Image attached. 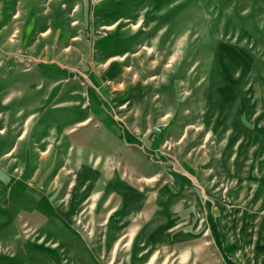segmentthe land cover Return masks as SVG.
Returning a JSON list of instances; mask_svg holds the SVG:
<instances>
[{"label":"rangeland","instance_id":"1","mask_svg":"<svg viewBox=\"0 0 264 264\" xmlns=\"http://www.w3.org/2000/svg\"><path fill=\"white\" fill-rule=\"evenodd\" d=\"M30 1L0 98L31 68L73 103L0 132V264H264V0Z\"/></svg>","mask_w":264,"mask_h":264},{"label":"crops","instance_id":"2","mask_svg":"<svg viewBox=\"0 0 264 264\" xmlns=\"http://www.w3.org/2000/svg\"><path fill=\"white\" fill-rule=\"evenodd\" d=\"M25 1L27 0H24V3ZM21 5H22L21 0H18L17 7L13 6L16 8L15 12L13 13L14 18H16L17 15L19 16L23 15L29 18L30 20H34L36 16V3L33 1L28 2L29 10L27 12L22 11ZM2 6H3V2H0V8ZM16 12L18 13L17 15L15 14ZM3 13L4 12H2L1 14L3 15ZM14 21L15 19H13V22ZM6 29L7 26H3V28L0 29V34H3ZM30 29H32V27ZM4 62H5L4 59H0V68H4ZM36 62H38V60H36ZM44 63L47 64L48 62H44ZM50 63H52V61ZM15 78L17 79L14 80ZM52 81L53 79L51 78L50 75L42 77V75H39V73L36 72L32 73V70L30 68L28 70L22 71L21 75H19L18 77H14L13 80L9 82L12 84L16 83L21 86H19L17 92L10 93L9 91L8 94L2 93L1 95L2 96L0 98L1 106H2V109L0 110V122H2V128L0 130L1 134H4V131L8 130L10 124L9 123L10 117L12 113L15 114V116L18 118L21 117L22 120L20 123V125H22L21 131L23 135L25 134V139H26L28 133H33L31 132V130L32 129L35 130L36 126L40 124L39 122H37V118L40 116V114L42 115L43 112L51 113L57 109L69 108L68 106L70 105V103H73V101L71 99L68 100L62 99L64 93L59 94L60 98L62 99L61 101H59V96L57 95L53 96L54 90L61 85L58 84L64 82L65 80H54L53 82ZM48 83H53V84L52 86L47 88V86L44 85ZM89 117L90 116H87L84 119L78 120L75 126H79L81 124L87 123L91 119ZM48 122L50 123V125L45 127L43 130L45 131L49 129V131L51 132L54 131L55 130V127L53 126L54 122H52L51 117H49ZM64 129L66 133H70L74 130V127L71 126L70 128H68L66 126ZM38 130L39 131L41 130V126L38 128ZM2 136L0 137L3 138ZM50 139L51 136L43 137L42 142L46 143L47 148L44 151H41L40 153L45 154L48 151V148L50 147L49 144ZM10 154L11 152L8 151L5 155L9 156Z\"/></svg>","mask_w":264,"mask_h":264},{"label":"built area","instance_id":"3","mask_svg":"<svg viewBox=\"0 0 264 264\" xmlns=\"http://www.w3.org/2000/svg\"><path fill=\"white\" fill-rule=\"evenodd\" d=\"M167 126V124H162V125H159V126H157L156 128H154V130L156 131V132H162L164 129H165V127ZM167 128V127H166Z\"/></svg>","mask_w":264,"mask_h":264},{"label":"bare ground","instance_id":"4","mask_svg":"<svg viewBox=\"0 0 264 264\" xmlns=\"http://www.w3.org/2000/svg\"><path fill=\"white\" fill-rule=\"evenodd\" d=\"M166 127H167V126H166ZM166 127H165V129H166ZM165 129H164V130H165ZM164 130H163V131H164ZM163 131H162V132H163ZM160 133H161V132H160Z\"/></svg>","mask_w":264,"mask_h":264}]
</instances>
